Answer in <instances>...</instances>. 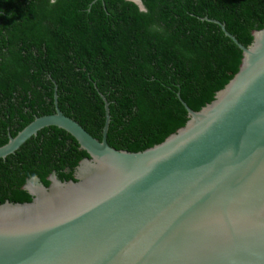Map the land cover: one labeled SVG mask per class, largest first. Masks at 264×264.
<instances>
[{
	"label": "water",
	"instance_id": "1",
	"mask_svg": "<svg viewBox=\"0 0 264 264\" xmlns=\"http://www.w3.org/2000/svg\"><path fill=\"white\" fill-rule=\"evenodd\" d=\"M133 1L145 10L141 0ZM209 19V18H208ZM238 70L185 124L138 151L108 144L57 105L0 145V157L54 125L87 156L75 180L31 176L30 201L0 203V264H264V25Z\"/></svg>",
	"mask_w": 264,
	"mask_h": 264
},
{
	"label": "trees",
	"instance_id": "2",
	"mask_svg": "<svg viewBox=\"0 0 264 264\" xmlns=\"http://www.w3.org/2000/svg\"><path fill=\"white\" fill-rule=\"evenodd\" d=\"M0 0V145L35 116L62 112L109 145L138 151L185 124L238 70L264 25V0ZM209 18V19H208ZM105 98V100H104ZM87 156L54 125L0 157V203L30 201L31 176L74 178Z\"/></svg>",
	"mask_w": 264,
	"mask_h": 264
}]
</instances>
